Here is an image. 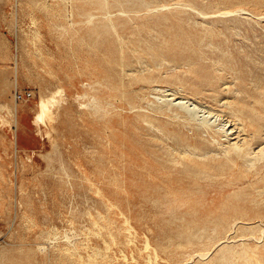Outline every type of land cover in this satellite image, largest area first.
<instances>
[{"label":"rangeland","instance_id":"1","mask_svg":"<svg viewBox=\"0 0 264 264\" xmlns=\"http://www.w3.org/2000/svg\"><path fill=\"white\" fill-rule=\"evenodd\" d=\"M101 1L0 0V264H259L264 189L209 178L174 203L139 116L264 99V0Z\"/></svg>","mask_w":264,"mask_h":264},{"label":"bare ground","instance_id":"2","mask_svg":"<svg viewBox=\"0 0 264 264\" xmlns=\"http://www.w3.org/2000/svg\"><path fill=\"white\" fill-rule=\"evenodd\" d=\"M103 2L104 1H101L102 5L105 3V2L104 3ZM101 3L99 5H101ZM104 6H106V5H104ZM104 18H102V22H104L103 21ZM102 22H101V25H102ZM110 22L114 26L113 21H110ZM104 25H105V23H104ZM105 26H107V23ZM100 28H102V27L100 26ZM130 62H132V61H130ZM130 62H129V64H130ZM134 62L136 63V61H134ZM137 63H138V61H137ZM138 66L140 67L141 65H138ZM126 73L128 74V72H126ZM145 73H146V71H145ZM121 74H122V71H121ZM134 77H135V75H134ZM128 83H129V80H128ZM108 87H110V85ZM177 94L178 93L170 94L171 95L170 99L165 100V101L161 102L160 104H157L155 107L153 106L154 109L153 110L151 109L152 110L151 114L139 116V117L147 118L148 120H146V122L149 123V125H148L149 129H145L146 134L149 136V140L144 141V144H145L144 148H145L146 154H147L146 155V161H147L146 163L150 167L149 170L147 168H146V170H148V176L151 178V180L153 182H158V181L163 182L164 185L162 186L161 189L166 193V195H172L174 197L173 202L174 203L181 202V205L184 207L187 206L188 201L187 200L181 201L180 198H182L185 195L198 193L200 190L199 189L200 187L196 188V187H193L192 185H200L201 183L204 182L205 179H209V178H225L226 179L227 177H233V178L237 177L239 181H242V183H243V181L245 182L246 180H251V181L255 182L257 189H259V188L264 189V99L261 98L262 100H258L257 102H255V104L256 103L257 104L255 106H252V108L249 110L248 113L246 111L245 112L246 115H244V116L237 115L236 113L233 112V110L224 111L223 108H222V110L220 109L218 115H216L212 111L207 109L209 107H212L213 105H210L209 103L207 105H205V103L203 104V103H201V101L200 102L196 101V99H194L193 97H188V96H185L183 94H181L180 96H177ZM250 95H252V94H250ZM224 99H225V97H224ZM232 99H234V98H232ZM125 100H126V98H125ZM128 100H127V102H128ZM245 100H246V98H245ZM241 101H242V99H241ZM224 102H226V101H224ZM231 102H233V101L231 100ZM243 103H244V101H243ZM45 104H46L45 100H41L42 112L40 114V121L43 123L46 122V112L43 110ZM238 105H237V108H238ZM221 106H220V108H221ZM235 108H236V105H235ZM214 118H216V119L213 121ZM220 118H225V122L220 121ZM218 120H219V123H217ZM154 121L157 122L158 124H156ZM137 126H139V125H137ZM132 129H134V128H132ZM140 130H143V129H140ZM190 131H192L191 135L189 134ZM137 139H138V137H137ZM256 160H257V162H255ZM131 164H133V163H131ZM135 166H137V165H135ZM156 172H159L161 175H156L155 174ZM164 175H166V176H164ZM134 180H135V178H134ZM220 181H222V180H220ZM175 182H177L179 184L175 186ZM212 182H213V180H212ZM232 182H233V180H232ZM134 183H132V184L134 185ZM221 183H223V182H221ZM234 183L236 184V182H234ZM185 184L188 186H186ZM240 185H241V183H240ZM189 186H192V187H189ZM252 187H254V186H252ZM149 189L147 190V192L154 194L155 191H150ZM244 189H246V188H244ZM136 190H137V188H136ZM259 190H261V189H259ZM241 191H242V188H241ZM245 191H243L244 194L246 193ZM254 191H255V189H254ZM129 192H131V191H129ZM257 195H259V194H257ZM135 196H136V194H135ZM222 204L225 205V203H222ZM195 206H196V204H195ZM222 208H223V206H222ZM159 210H160V208H159ZM184 210H186V209H184ZM194 210H196V209H194ZM207 210H208V207H207ZM198 211H199V209H198ZM235 219H236V217H235ZM241 219H242V217H241ZM245 219H246V216H245ZM259 220H260V218H259ZM234 225H235V223H234ZM231 227H232V225H231ZM261 227H262V225H261ZM260 229L258 230V232L261 231ZM251 231H252V229H251ZM260 233L261 232H259V235H261ZM144 236H146V235H144ZM253 237L254 236H252V239H253ZM240 240H242V239H240ZM247 240H248V238H247ZM253 240H255V238ZM236 241H238V240H236ZM249 242H250V239H249ZM242 245H244V244H242ZM146 246L147 245H145V247ZM247 247H249V246H247ZM146 249H147V247H146ZM230 249H232V247H230ZM250 249L251 248L246 249L244 251L249 252ZM223 252H225V251H223ZM237 255H239V254H237ZM252 255L257 258L259 264H261V262L264 260V257L260 256L259 252L253 251ZM226 259H224V260H226ZM245 263H247V262L245 261Z\"/></svg>","mask_w":264,"mask_h":264},{"label":"built area","instance_id":"3","mask_svg":"<svg viewBox=\"0 0 264 264\" xmlns=\"http://www.w3.org/2000/svg\"><path fill=\"white\" fill-rule=\"evenodd\" d=\"M31 96H32V94L29 92L28 93H19L18 91H16L15 99L17 102H22V101L28 100Z\"/></svg>","mask_w":264,"mask_h":264}]
</instances>
